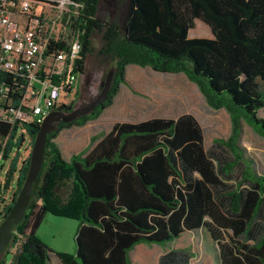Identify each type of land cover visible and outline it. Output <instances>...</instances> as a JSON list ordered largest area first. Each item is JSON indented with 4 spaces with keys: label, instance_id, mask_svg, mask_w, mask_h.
Wrapping results in <instances>:
<instances>
[{
    "label": "trees",
    "instance_id": "16d2710c",
    "mask_svg": "<svg viewBox=\"0 0 264 264\" xmlns=\"http://www.w3.org/2000/svg\"><path fill=\"white\" fill-rule=\"evenodd\" d=\"M72 1L79 7H72L64 21L82 44L77 70L84 73L95 56L106 77L114 70L112 87L103 105L56 123L48 135L30 205L0 264L14 247L12 264L49 263L53 251L37 236L48 213L78 222L76 255L63 256L66 264H133L130 253L137 245L165 246L202 228L219 243L226 231L235 239L252 238L264 206V175L245 159L239 140L243 122L264 138V0H133L127 31L122 27L129 0H116L107 19L99 16L102 0ZM195 20L207 24L213 37L189 38ZM65 48L64 42L57 45V51ZM130 65L182 73L210 108L226 110L230 136L214 144L228 149L232 159L216 165L201 124L184 114L117 123L66 161L56 142L61 131L98 119L126 83ZM40 126L0 121L1 160L12 158L0 185V222L24 186L31 152L22 159V151L33 147ZM239 165L247 187L230 192L226 207L215 190L224 186L221 176ZM232 241L220 244L224 264H264V236L253 245ZM190 259L184 250L172 249L160 264H189Z\"/></svg>",
    "mask_w": 264,
    "mask_h": 264
},
{
    "label": "rangeland",
    "instance_id": "374dc122",
    "mask_svg": "<svg viewBox=\"0 0 264 264\" xmlns=\"http://www.w3.org/2000/svg\"><path fill=\"white\" fill-rule=\"evenodd\" d=\"M116 8V0H102L99 8L101 19L109 18L111 12ZM73 34L66 32V37ZM210 27L201 20H195L194 27L190 30L189 38H212ZM98 47V42L95 43ZM106 70L95 56L89 57L85 65V71L78 83V96H76V106L82 107L90 104L100 94L102 85L106 79ZM134 78L143 82L146 93L145 98L147 112L156 110L179 111V101L183 97L189 100V96H194L197 86L186 79H174L166 75L154 73L151 68L140 67L134 71ZM264 89V84L263 87ZM191 102V101H190ZM192 103V102H191ZM194 112L196 113L205 134V146L210 158L216 165L232 159L231 152L222 146L214 144L216 139H227L231 133V119L229 113L224 110H214L210 108L206 101L194 97ZM260 116L264 117V109L260 111ZM175 118V117H173ZM106 119L102 123L92 122L84 127L73 128L61 141V136L56 140L70 154L79 152L83 154L89 149L91 139L99 136L103 128L107 127ZM106 125V126H105ZM1 142V141H0ZM28 143V141H27ZM26 143V145H27ZM239 145L243 149L245 159L252 161L253 168L257 173L264 175V138L256 134L245 122L242 123V132ZM32 148L22 151V159L28 156ZM9 160H1L0 155V185L4 183L6 173L10 167ZM243 165L237 166L229 175H222L224 186L218 189L216 195L221 199L224 206L229 205V194L235 189H244L247 184H241V173ZM78 222L76 219L57 216L48 213L45 221L38 229L37 236L52 251L51 260L55 264H66L63 256L75 257L76 253V230ZM264 236V206L259 216L254 222L252 238H234L231 231L223 234V241L217 242L209 231L205 228L196 231H187L176 241L165 246L153 244H140L131 252L134 264H160V257L171 249L184 250L191 256L189 264H224L221 259L220 244H229L231 241H238L253 245L258 239ZM232 241V242H233ZM13 249H9L11 252ZM4 264H12L13 254L5 255Z\"/></svg>",
    "mask_w": 264,
    "mask_h": 264
},
{
    "label": "built area",
    "instance_id": "2783aa9c",
    "mask_svg": "<svg viewBox=\"0 0 264 264\" xmlns=\"http://www.w3.org/2000/svg\"><path fill=\"white\" fill-rule=\"evenodd\" d=\"M72 7L79 5L0 0V121L41 125L74 100L83 73L76 61L81 41L64 21ZM59 42L66 43L64 50L57 51Z\"/></svg>",
    "mask_w": 264,
    "mask_h": 264
},
{
    "label": "water",
    "instance_id": "95a60500",
    "mask_svg": "<svg viewBox=\"0 0 264 264\" xmlns=\"http://www.w3.org/2000/svg\"><path fill=\"white\" fill-rule=\"evenodd\" d=\"M133 0H129L128 10L123 21V30L127 31V23L132 14ZM114 77V70H110L103 85L100 94L88 105L74 109L71 113L65 114L62 111H53L50 113L40 126V131L35 138L31 151L30 167L26 181L21 189L17 200L15 201L10 213L0 222V258L6 252L13 239L14 227L19 225L25 218L33 195L34 183L39 178L44 162L45 150L48 135L54 131L56 123L71 122L83 115L94 111L98 106L103 105L109 96Z\"/></svg>",
    "mask_w": 264,
    "mask_h": 264
},
{
    "label": "crops",
    "instance_id": "0c3cea01",
    "mask_svg": "<svg viewBox=\"0 0 264 264\" xmlns=\"http://www.w3.org/2000/svg\"><path fill=\"white\" fill-rule=\"evenodd\" d=\"M189 35H190V32H189ZM139 69H140V67L136 66V65H130L127 67L126 83H124L120 86V90H119L118 94L116 95V97L114 98L113 103L103 111V113L101 114V116L98 119L89 122V123L96 122V123H100V125H101L102 120L106 119L108 124H107L106 128L102 129L101 134L109 133L117 123L136 124V123H140V122L147 121V120L154 119V118L177 119L178 117H180L184 114L193 115L199 121L196 113L194 112L195 108H194V104H193V99L195 97L197 99L203 98L205 100V98L203 97V95L199 91L198 87L196 88L197 90L194 91V96H192V97L189 96L190 97V98H188L189 100H187V99L185 100L183 97L181 98V100L179 101V105H178L179 111H177V112L171 111V110H156V111L147 112V109L145 106V98L142 96V94L146 93L145 85L143 84L142 81L134 78V74H133L134 71H137ZM145 69H149V68H145ZM154 73H157L160 75H166V76H169V77L174 78V79H186L187 81H189L187 79V77L182 73H178V74L159 73V72H155V71H154ZM189 82L192 83L191 81H189ZM192 84L195 85L194 83H192ZM173 117H175V118H173ZM89 123H87V124H89ZM199 123H200V121H199ZM76 127L77 126L69 128V129H64L63 131H61L58 139L61 136V141H62V139L64 140L65 136L67 134H69V132L73 128H76ZM82 127H84V126H82ZM203 131H204V129H203ZM57 144H58V142H57ZM61 148L63 149V151L61 150L62 156L66 161H69L73 155L79 154V152H72L69 154L67 152V150L64 149L62 146H61ZM14 251H15V249H13L11 252L13 253ZM166 253H164V254H166ZM130 256H131V253H130ZM161 257H160V261H161ZM131 259H132V257H131ZM48 264H55V263H52L51 255H50V261Z\"/></svg>",
    "mask_w": 264,
    "mask_h": 264
},
{
    "label": "flooded vegetation",
    "instance_id": "af4514ba",
    "mask_svg": "<svg viewBox=\"0 0 264 264\" xmlns=\"http://www.w3.org/2000/svg\"><path fill=\"white\" fill-rule=\"evenodd\" d=\"M76 96H78V94ZM77 108H79V107L76 106V98H74V100L69 105H66V106L61 107L58 111H62L65 114H69L74 109H77Z\"/></svg>",
    "mask_w": 264,
    "mask_h": 264
}]
</instances>
